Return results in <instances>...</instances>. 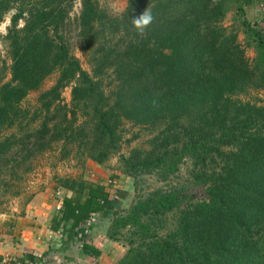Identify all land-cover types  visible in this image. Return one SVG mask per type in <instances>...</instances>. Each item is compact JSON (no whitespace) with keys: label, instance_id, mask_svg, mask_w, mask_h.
<instances>
[{"label":"trees","instance_id":"obj_1","mask_svg":"<svg viewBox=\"0 0 264 264\" xmlns=\"http://www.w3.org/2000/svg\"><path fill=\"white\" fill-rule=\"evenodd\" d=\"M77 1V40L90 71L69 43ZM254 1L127 0L110 16L98 0H0V24L10 15L11 61L6 69L0 58V199L57 144L62 160L76 150L83 166L86 159L103 165L130 123L152 138L148 150L120 155L125 172L166 177L186 160L202 196L159 188L122 215L126 193L109 184L115 177H58L68 194L51 229L73 236L91 214L110 215L108 238L127 246L115 264H264V106L238 98L264 90V28L246 17ZM144 11L153 20L141 33L133 20ZM54 74L37 107L23 108ZM69 86L67 105L61 94Z\"/></svg>","mask_w":264,"mask_h":264},{"label":"rangeland","instance_id":"obj_2","mask_svg":"<svg viewBox=\"0 0 264 264\" xmlns=\"http://www.w3.org/2000/svg\"><path fill=\"white\" fill-rule=\"evenodd\" d=\"M101 9L110 16H119L126 8L127 0H98ZM80 11V3L77 1L73 11L71 13V26L68 31L69 43L71 53L79 60L83 69L90 71V66L87 63L85 54L82 52L81 46L77 40V29L75 18L78 16ZM233 21L232 14L227 16L224 24L229 25ZM10 25V15H8L4 21L0 24V58L6 69L10 66L11 61L8 57L7 43L4 40V36L7 33V27ZM244 35L242 31L239 33V40L241 43L244 42ZM247 56L252 59L254 57V49H247ZM9 74L6 76V80L9 79ZM57 78V74H54L47 78L43 83L40 90L30 93L27 98L21 104L23 108L33 110L37 107V98L41 92L50 88ZM64 104L70 105L71 102V87H66L61 94ZM243 102H250L259 106H264V90H250L247 94L238 97ZM14 130L5 131L4 134L14 133ZM123 141L120 146V150L117 154L110 156L103 165H97L90 161L85 160L84 166L81 164L82 158L76 153V150L67 157L61 159L62 149L60 144L42 155H38L33 158L30 162L31 170L24 172L22 179L17 183H14V187L9 193H15L14 196L7 193L0 199L3 202L0 205V214H4L6 211H10L13 208L20 210L22 206L30 199L33 193L41 187L43 181L48 180L49 185L55 183V179L58 177H89L86 181L95 180L103 183L108 181L110 177H115L116 184L112 187L117 191L126 193V197L120 200L118 203L121 214L124 215L128 212L130 207L139 199L148 196L151 192L156 189L168 190L171 188H182L185 192H192L196 198L202 196L201 189L191 180V164L189 161H184L183 164L178 165L177 170L174 173L161 177L160 172L151 170L137 172H125L123 163L120 161V155L127 156L128 153L133 149L148 150L150 148L148 142L152 138V133L142 127L133 126L130 123H126L123 127ZM136 137V138H134ZM130 140V142H128ZM90 164V166L88 165ZM7 181L8 176H5ZM0 192H4V186L1 185ZM107 221L108 226L111 225V217L109 215ZM168 224V223H167ZM169 226V224H168ZM124 235V231H122ZM120 239H122V236ZM124 237V236H123ZM124 239V238H123ZM120 245L127 250V246L123 240H120ZM124 255V254H123Z\"/></svg>","mask_w":264,"mask_h":264},{"label":"crops","instance_id":"obj_3","mask_svg":"<svg viewBox=\"0 0 264 264\" xmlns=\"http://www.w3.org/2000/svg\"><path fill=\"white\" fill-rule=\"evenodd\" d=\"M246 17L264 28V0H255L248 6ZM48 182L40 183L41 187L20 210L13 208L0 214V264H31L28 256L35 254L42 255L46 264H115L125 249L108 238L109 215H96L87 235L79 229L73 236L66 228L51 229L55 207L68 193L53 183L47 186Z\"/></svg>","mask_w":264,"mask_h":264},{"label":"built area","instance_id":"obj_4","mask_svg":"<svg viewBox=\"0 0 264 264\" xmlns=\"http://www.w3.org/2000/svg\"><path fill=\"white\" fill-rule=\"evenodd\" d=\"M109 184L114 186L116 184V181L112 180L109 182ZM60 206H61V201H58V203L55 207V210H59ZM95 217H96V214H91L90 218L84 223V225L82 227V229H83L82 233L83 234H85V235L88 234V229H89V227H91ZM34 259H35V261L32 264H46V260L43 258L42 255L35 254Z\"/></svg>","mask_w":264,"mask_h":264},{"label":"clouds","instance_id":"obj_5","mask_svg":"<svg viewBox=\"0 0 264 264\" xmlns=\"http://www.w3.org/2000/svg\"><path fill=\"white\" fill-rule=\"evenodd\" d=\"M153 17L149 11H144L142 14L133 20L134 27L141 33L152 23Z\"/></svg>","mask_w":264,"mask_h":264}]
</instances>
